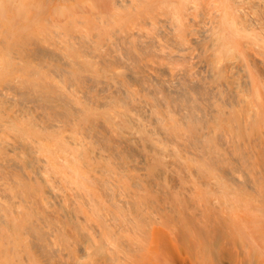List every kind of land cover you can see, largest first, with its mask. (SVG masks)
<instances>
[{
	"label": "rangeland",
	"instance_id": "obj_1",
	"mask_svg": "<svg viewBox=\"0 0 264 264\" xmlns=\"http://www.w3.org/2000/svg\"><path fill=\"white\" fill-rule=\"evenodd\" d=\"M102 4L81 26L0 31V214L23 205L0 264H52L31 216L75 264H90L92 243L101 264H153L137 226L222 264H264V0ZM216 26L229 32L216 39ZM35 88L75 112L21 99ZM120 235L137 247L102 245Z\"/></svg>",
	"mask_w": 264,
	"mask_h": 264
},
{
	"label": "bare ground",
	"instance_id": "obj_2",
	"mask_svg": "<svg viewBox=\"0 0 264 264\" xmlns=\"http://www.w3.org/2000/svg\"><path fill=\"white\" fill-rule=\"evenodd\" d=\"M223 10H224V8H223ZM223 10H222V12H223ZM102 11H103L102 0H0V31L11 32V31L27 30V29H35V28H46V27H50V26H67V27L81 26L82 24H85L87 22L88 16L99 14ZM225 11H224V13H225ZM222 16L220 17L221 20H222ZM223 18H224V16H223ZM229 21H231V23H233L232 20H229ZM229 21H227L225 24H219V25H221V27L222 26L224 27V25H226ZM233 24H235V22ZM216 28H217V26H216ZM227 28H228V26H227ZM233 28H235V27H232V29ZM220 29H222V28L218 27L217 30H215L216 39H220V36H221V34L219 32ZM228 29L226 30L223 28L222 30L228 31ZM233 30H236L237 33H239L238 27L233 29ZM223 31H221V32H223ZM223 33H225V31ZM231 34H234V33L233 32L231 33V31H230V35ZM239 34H237V35H239ZM240 36H241V34H240ZM22 50H23V48H22ZM40 52L41 51L39 49L36 50V56H38V53H39V56H38L39 58H41ZM241 52H242V50H241ZM241 55H243L242 58H244V60L246 62L250 61L251 58H249L250 56L248 54H244V53L242 54L241 53ZM18 58H19L20 63L23 62V51L18 56ZM251 61H253V59ZM47 64L49 66H52L53 69H55L59 72L64 71L65 67H66L63 62H59V60H57V59H55V61H52V62L48 61ZM0 66H1V63H0ZM9 79H8V81H9ZM20 93H21L20 94L21 99H32V100L34 99L35 101L49 105L50 108H52L56 114H62L64 117H69L75 112V109L73 108L71 101L68 98H66L64 95H62L61 93L55 92L53 90L38 91L37 88H35V89H30V90L27 89V90L22 91ZM129 198H131V199H129ZM123 203L128 207V209L132 208L135 210H139V208L141 206V203L139 201H137L136 199H134L133 197H128V199H126V201ZM253 208L254 207H252V209ZM254 212L252 211V213H254ZM111 213L112 212L109 211V209H105L103 214L109 218V215ZM252 213H251V215H252ZM255 214H257V213H255ZM128 215L130 216L129 212H128ZM250 217H252V216H250ZM260 217H259V219H260ZM128 218H129V220H131L130 217H128ZM33 219H34L33 216L29 217L28 222L26 223L25 226L27 227V229L31 230L35 234V237L38 239V244H39L38 249L40 250L42 256H44L45 259L51 260L52 264H55L57 262L59 264H75L74 262H71L69 259H67L64 256L63 252L61 253L60 247H57L55 245L56 244L55 241L53 239H50L49 234L46 231H44L41 227L37 226ZM250 221H247V222H249L250 224L253 225L254 220L252 221V219H251ZM247 222H246V224L244 223L245 224L244 226L249 224ZM0 224L3 226L2 227L0 225V258H1V254L2 253L5 254V252H3V251L6 250L7 248H9L8 246H11L10 242L12 241V239L14 240L13 230L18 229V228L23 229V205L16 209V207L14 206L13 203L8 204L6 207V211H4L2 214H0ZM4 226H6L5 230H4V228H5ZM250 226L248 227V230H249ZM131 227L133 228V227H135V225L132 224ZM247 227L245 229H247ZM255 227H257L259 229V225L255 226ZM257 228H255V229H257ZM134 230L139 231V233L142 236H144V239L146 240V242L148 244H150V247L152 248V251L154 253V256H153L154 263L153 264H166V262L171 261L172 258L175 259L176 262L173 261V259H172V262L173 263L175 262V264H222L221 259L218 258L220 256H218L217 253L214 254V258L209 257V255L202 252L200 249H195V248L193 249V246L191 247L190 245L187 244L186 241H184L182 238H179L178 235H176V232L168 231L167 228L163 229L161 227H158L156 230H154L153 239H150V237H151L150 231H149V229H147L145 227H141V226L138 227L137 226V227H135ZM8 231H9V233H7ZM252 234H253V232H252ZM121 235L117 237V245L108 238H107V243L106 242L102 243V245L104 246L106 244L107 248H110V249H111V247L113 248V247L117 246L121 249L123 248L125 251L133 250V249H135V247H137L138 241L131 240V239H129V237H126L125 235H123V236H121ZM258 235H260V234H258ZM28 239H29V237H28ZM166 244L169 248L168 252L166 250L167 247H165ZM192 245H193V243H192ZM12 247L15 248V245L13 244ZM139 247H141V246L139 245ZM145 247L142 245L143 249ZM87 249H88V247H87ZM165 250H166L165 254H168V256L170 257L169 260L167 259L168 256L165 258V254H163ZM143 251H145V249ZM96 252L97 251L95 249V245H93V243H92L91 249L87 250V254L91 258L90 264H101L102 263V261H101L102 259H100L99 262L96 260V256H95ZM18 255H20V254H18ZM164 258L167 260H165ZM117 259H119V258H117ZM142 259H145V258H142ZM5 261H6V259H5ZM20 262L23 264H27L26 261L23 262V256L22 255H20ZM123 262L125 263L126 259H124ZM150 264H151V262H150ZM167 264H169V263H167Z\"/></svg>",
	"mask_w": 264,
	"mask_h": 264
}]
</instances>
